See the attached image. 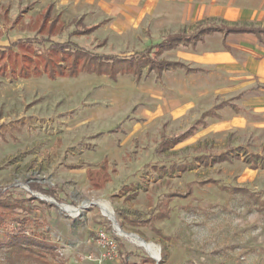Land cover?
Here are the masks:
<instances>
[{
    "label": "rangeland",
    "instance_id": "374dc122",
    "mask_svg": "<svg viewBox=\"0 0 264 264\" xmlns=\"http://www.w3.org/2000/svg\"><path fill=\"white\" fill-rule=\"evenodd\" d=\"M49 2L58 28L45 25L37 33L35 21ZM121 4L0 0V196L5 189L13 193L6 206L0 202V264H264V131L229 110L217 111L221 120H208L194 136L180 131L250 81L224 67L233 60L221 54L218 36L207 38L198 53L165 54L205 67L202 74L144 70L138 82L78 57L63 74L34 67L8 74L42 67L47 59L37 45L13 51L8 45L26 37L65 42L67 24L78 15L87 26L112 18L90 36L71 39L106 54L141 50L166 34L191 31L198 20L160 0L144 14L135 3ZM173 132L178 141L158 148L161 136ZM102 165L108 182L91 189L86 170ZM31 182L56 187L65 197L31 191ZM97 199L109 203L119 228L155 244L159 260L112 230ZM122 208L144 213L143 223L129 225L117 214ZM12 233L52 247L17 252L5 243ZM111 247L117 253L109 260Z\"/></svg>",
    "mask_w": 264,
    "mask_h": 264
},
{
    "label": "crops",
    "instance_id": "0c3cea01",
    "mask_svg": "<svg viewBox=\"0 0 264 264\" xmlns=\"http://www.w3.org/2000/svg\"><path fill=\"white\" fill-rule=\"evenodd\" d=\"M160 1L165 3H170L176 8V10H179L182 13H187V14L190 13L192 16H197L198 20L194 23L191 31L189 32L177 31L174 33H169L162 36L157 41H150L141 50L133 51L128 54H117V53H113V54L124 56V55H130L134 52H140L148 46H152L160 43L164 38H167L168 36H172L176 34H183V35L191 34L200 25L218 28V31H213L203 35L199 40L195 41L192 45L177 46V47L165 49L163 53L159 56V59L170 63L171 62L176 63L179 65L166 66L158 71L150 69L148 67H144L140 73V78L137 79V81L139 82L140 79L142 78L144 70L151 71L156 74H161L163 70H169V69L181 70L188 75L205 73L207 69L203 66H190L181 60L165 59V54L171 51H189L192 54L198 53L200 50L199 45L200 46L204 45L207 41L206 40L207 38L218 36L220 38L219 44L222 49L221 54L224 56V58L229 57L230 60L231 59L233 60V63L229 61L228 63L229 65H226L224 67L226 69H229L233 73L239 75H246L247 77L250 78V81H248V83L243 85L242 87H238L236 90L232 89L231 91H234L233 95L225 98L223 101L217 104L213 109L204 111L199 116V118L203 117L204 125L199 126L197 131L192 136H194L198 131H200L201 128H206L208 125V120L214 119L216 121H220L221 116L217 113V111L220 110H229V112H231L235 116H239L242 119L252 118V120L249 119V122L252 125H255L253 127H256V129H260L261 130L260 133H263L264 131V0H160ZM156 2L157 0H122V4L120 5V7H125L127 3H135L138 7V12H142V14H144V13H150L151 10L155 8ZM48 4L54 5L53 2H49L45 5V7ZM78 16H83V15H78ZM110 19L112 20V18L103 19L102 21L106 20V23L101 25L99 29L106 26L111 21ZM97 24H93V25H97ZM238 28L259 29L262 31V33L260 34H254L249 32L230 33L228 31ZM236 59H239V62L236 63L235 61ZM133 79L134 81L136 80L134 76ZM199 118L191 122L188 126L181 129L180 131L189 128ZM166 135H170V134H166ZM261 142L263 144L262 145L263 148H261L260 151L264 152V138L261 140ZM222 149L229 150L230 152H232L233 150L236 149V147L225 146ZM203 150L206 149L198 148L197 152ZM31 183H37V182H31ZM28 184L30 183H27V186ZM120 256H121L120 258H122V253ZM121 264H123V262Z\"/></svg>",
    "mask_w": 264,
    "mask_h": 264
},
{
    "label": "trees",
    "instance_id": "16d2710c",
    "mask_svg": "<svg viewBox=\"0 0 264 264\" xmlns=\"http://www.w3.org/2000/svg\"><path fill=\"white\" fill-rule=\"evenodd\" d=\"M53 9H54V5L48 4L41 11L39 17H37L34 24V26L37 23L39 25V29L37 30V33H39V31L42 30L43 27H45V25L49 27V30H51V28L52 30H56L58 28L59 15L57 14L52 15ZM3 16L4 18H6L7 12L4 13ZM105 23L106 20L102 21L97 25L87 26L84 23V16H76L72 18L67 24L68 25L67 29L71 31L67 35L65 42L54 41L53 39H51L50 36H47V38H45L49 40V42L43 41V43L41 44L40 42L42 40L40 42H37L38 39L37 37L34 38L26 37L15 40L10 45H8V48H6V50L8 49V51H13L16 50L17 48H20L22 45L23 46L37 45V47H41L42 49H45V51L42 53L47 56V59H43L44 63L42 67H39L38 65H33L32 67H29L27 65L24 67L21 66L18 69L10 70L8 74L12 77H17L18 75H21L22 72L25 71L26 69L29 70L32 69L33 67L43 72H51V74L52 73L63 74L66 71V69L69 68L71 63L75 62V57H78L85 61H89V62L94 61L97 64L99 63L102 66H106L110 70H117L121 72L125 71L127 73L132 74L135 78L137 77V79H139L140 73L144 67H148L150 69L158 71L166 66L179 65L176 63H172V62L170 63L159 59V56L163 53L165 49L177 47V46L192 45L195 41L199 40L203 35L213 31H218V28L200 25L191 34L188 35L176 34V35L168 36L158 44L148 46L140 52H134L130 55H124V56H120L113 53H109V54L99 53L94 49L90 50L81 47L71 40L72 37L74 36H90V34H92L94 31L99 29V27ZM228 31L230 33H241V32H249L254 34L262 33V31L259 29H244V28L232 29ZM47 35H51V34H47ZM103 42L105 41L102 40V42H100L99 45H102ZM202 125H204L203 117L199 118L189 128L185 129L188 131L186 133V136L183 137L185 138L193 135L197 131L198 127ZM176 134H177L176 132L170 135L163 134L159 141L158 148L160 146H164L168 141H173V140L178 141L177 140L178 136ZM249 165L253 169L256 168V164L253 162H249ZM104 171H105L104 165L94 170H86V175L89 178L88 182L91 189L99 190L100 188L103 187V184L108 182L107 174ZM28 187L31 191L38 192L43 196L54 200L59 201L60 199H62V197H65L63 191H61L60 189L58 190V188L56 187H45L38 183H30L28 184ZM8 194L9 196L13 195L12 191L5 189L4 194L0 196L1 204L5 206L8 203V201L6 200ZM29 199H35V197L31 195ZM117 214L129 225L142 224L143 218L145 216V214L142 212L124 209V208L117 210ZM5 243L9 246L10 249H14L20 253L21 252L31 253L32 250L35 249H37L38 251L46 248L50 249L52 247L50 244H48L45 241L26 236L22 233H19L18 235L15 233L10 234L7 240L5 241ZM29 253L27 254L29 255Z\"/></svg>",
    "mask_w": 264,
    "mask_h": 264
},
{
    "label": "bare ground",
    "instance_id": "6f19581e",
    "mask_svg": "<svg viewBox=\"0 0 264 264\" xmlns=\"http://www.w3.org/2000/svg\"><path fill=\"white\" fill-rule=\"evenodd\" d=\"M93 203L96 206H98L100 208V210L102 211V214L105 215L112 222L113 230H115L119 236L124 237V238L128 239L129 241L134 242L136 245L142 247L156 261L159 260V249L155 244H153L151 242H145L136 234L125 232L117 226V224L114 220L112 209H111V207L107 201H105L103 199H97ZM62 209L63 210L67 209L74 214L77 213L76 210H72L71 208H68L67 206H62Z\"/></svg>",
    "mask_w": 264,
    "mask_h": 264
},
{
    "label": "built area",
    "instance_id": "2783aa9c",
    "mask_svg": "<svg viewBox=\"0 0 264 264\" xmlns=\"http://www.w3.org/2000/svg\"><path fill=\"white\" fill-rule=\"evenodd\" d=\"M67 212V211H66ZM116 247H111L110 252L108 253V259L112 260L116 256Z\"/></svg>",
    "mask_w": 264,
    "mask_h": 264
},
{
    "label": "water",
    "instance_id": "95a60500",
    "mask_svg": "<svg viewBox=\"0 0 264 264\" xmlns=\"http://www.w3.org/2000/svg\"><path fill=\"white\" fill-rule=\"evenodd\" d=\"M53 203L54 204H56L57 206H58V204L55 202V201H53ZM60 209H62V207L60 206ZM63 210V209H62ZM63 211H65L66 212V210H63ZM113 227V226H112ZM112 230H113V228H112Z\"/></svg>",
    "mask_w": 264,
    "mask_h": 264
}]
</instances>
